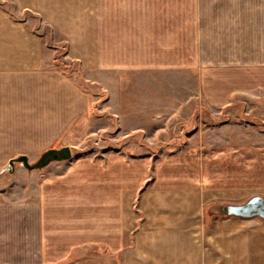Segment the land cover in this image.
I'll use <instances>...</instances> for the list:
<instances>
[{
	"label": "crops",
	"instance_id": "crops-1",
	"mask_svg": "<svg viewBox=\"0 0 264 264\" xmlns=\"http://www.w3.org/2000/svg\"><path fill=\"white\" fill-rule=\"evenodd\" d=\"M2 1L39 12L86 73L193 72L217 108L264 98V0ZM53 58L0 9L1 135L17 121L13 134L58 136L89 111ZM241 132L211 129L204 154L110 150L34 171L0 207V264H264V218L240 210L264 205V128Z\"/></svg>",
	"mask_w": 264,
	"mask_h": 264
},
{
	"label": "rangeland",
	"instance_id": "rangeland-1",
	"mask_svg": "<svg viewBox=\"0 0 264 264\" xmlns=\"http://www.w3.org/2000/svg\"><path fill=\"white\" fill-rule=\"evenodd\" d=\"M0 9L41 35L45 48L53 53L54 66L78 83L91 99L84 117L58 136L13 134L17 129L12 124L17 121H8L10 134H0V207L5 206L6 199L26 194L34 171H39L19 163L13 172L6 171L8 160L22 154L34 162L49 148L69 146L72 157L98 158L110 150L160 157L179 149L188 154L200 145L204 154L214 142L215 136L209 132L215 128L241 129V135L234 139L255 142L262 138L257 129L264 128V98L256 94L217 108L199 98L193 72L86 73L67 57L66 41L39 12L22 11L2 0ZM37 123L35 131H45L41 121Z\"/></svg>",
	"mask_w": 264,
	"mask_h": 264
},
{
	"label": "water",
	"instance_id": "water-1",
	"mask_svg": "<svg viewBox=\"0 0 264 264\" xmlns=\"http://www.w3.org/2000/svg\"><path fill=\"white\" fill-rule=\"evenodd\" d=\"M72 158V150L69 146H61L59 148H49L42 152L40 156L34 162H30L26 155H19L17 157L12 158L8 166L6 167V171L13 172L15 169V164L19 163L22 167L28 170H41L48 166L53 162L65 161ZM240 210L244 211L245 214H251L255 212V214L261 215L264 218V205L262 206L257 203H250L242 207ZM238 214H241L240 212Z\"/></svg>",
	"mask_w": 264,
	"mask_h": 264
}]
</instances>
